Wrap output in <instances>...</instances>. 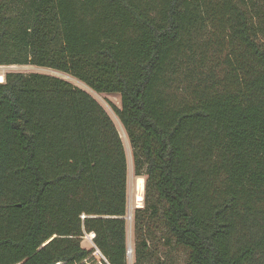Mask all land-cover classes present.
<instances>
[{
    "label": "trees",
    "instance_id": "obj_1",
    "mask_svg": "<svg viewBox=\"0 0 264 264\" xmlns=\"http://www.w3.org/2000/svg\"><path fill=\"white\" fill-rule=\"evenodd\" d=\"M112 106L155 225L185 264H264V0H0V67ZM127 158L104 108L43 73L0 82V264H127ZM151 225H153L151 227Z\"/></svg>",
    "mask_w": 264,
    "mask_h": 264
},
{
    "label": "rangeland",
    "instance_id": "obj_2",
    "mask_svg": "<svg viewBox=\"0 0 264 264\" xmlns=\"http://www.w3.org/2000/svg\"><path fill=\"white\" fill-rule=\"evenodd\" d=\"M7 72H22V73H43L48 75H54L62 77L75 86L86 90L92 97L104 108L107 114L110 116L114 125L122 139L124 151L127 158V243L134 246L135 234L133 227V213L137 208H142L144 206V179L142 183L138 185L137 177L134 175L133 169V158H132V149L129 144V141L120 125L117 117L112 111V106L120 108V97L117 94H96L91 90L87 89L83 84L77 82L76 80L65 76L63 74L53 72L49 69L38 68L34 66H12V67H0V77L3 78V75ZM138 188V189H137ZM140 195L142 198L141 202L136 201V197ZM130 217V218H129ZM153 225H151L152 227ZM159 224L152 227L156 236V240L153 243H150L151 250L154 252L152 262L155 263L156 260H164L166 264H185V252L181 248L174 246L172 243L166 245L164 242V233L161 230ZM90 242L84 236L81 240V247L89 250ZM127 264H134V254L132 259L127 260Z\"/></svg>",
    "mask_w": 264,
    "mask_h": 264
},
{
    "label": "built area",
    "instance_id": "obj_3",
    "mask_svg": "<svg viewBox=\"0 0 264 264\" xmlns=\"http://www.w3.org/2000/svg\"><path fill=\"white\" fill-rule=\"evenodd\" d=\"M130 218V217H129ZM86 238L90 242V255L82 261L80 264H109L107 259L101 254L99 249L94 244V237L93 233L85 234ZM133 257V247L131 244L127 243L126 247V259H132Z\"/></svg>",
    "mask_w": 264,
    "mask_h": 264
},
{
    "label": "bare ground",
    "instance_id": "obj_4",
    "mask_svg": "<svg viewBox=\"0 0 264 264\" xmlns=\"http://www.w3.org/2000/svg\"><path fill=\"white\" fill-rule=\"evenodd\" d=\"M2 81H3V78L0 77V82H2ZM137 181H138V185H140V184L142 183V179H140V178H138ZM137 189H138V188H137ZM136 201H137V202H141V201H142V198H141L140 195H138V196L136 197Z\"/></svg>",
    "mask_w": 264,
    "mask_h": 264
}]
</instances>
